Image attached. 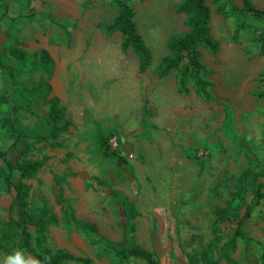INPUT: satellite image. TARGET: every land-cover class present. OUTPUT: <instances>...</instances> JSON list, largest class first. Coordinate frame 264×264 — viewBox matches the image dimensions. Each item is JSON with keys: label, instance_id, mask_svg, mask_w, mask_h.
<instances>
[{"label": "rangeland", "instance_id": "1", "mask_svg": "<svg viewBox=\"0 0 264 264\" xmlns=\"http://www.w3.org/2000/svg\"><path fill=\"white\" fill-rule=\"evenodd\" d=\"M181 1L126 0L151 56L143 73L137 56L121 51V34L105 32L116 16L115 0L3 1L13 19L0 21V57L12 68L13 81L0 69V97L13 89L22 135L6 159L46 158L32 178L21 180L14 173L11 182L26 189L31 213L46 209L58 217V224L45 226L43 247L50 254L70 252L89 264H145L119 260L112 250L135 244L160 264H190L191 256L203 264L201 254L213 251L215 237L221 246L232 235L234 224H219L215 212L232 211V194L244 170L264 167V56L257 42L264 23L224 16L220 1L206 0L219 51L197 48L206 71L200 76L210 83L211 99L205 101L191 80L186 94L178 92L177 71L162 79L156 75L169 54L168 40L187 31L186 16L176 12ZM248 1L264 11V0ZM41 50L53 61L50 76L41 71ZM15 51L23 57H13ZM44 83L51 86L47 98L28 93ZM52 96L72 122L55 138L46 124ZM10 109L0 104V126ZM111 135L133 154L131 161L104 152L103 141ZM59 187L72 215L94 223L96 234L84 235L64 222ZM12 193L0 172V231L17 216L16 208L9 209ZM121 197L136 214L126 223L116 207ZM256 205L242 228L245 239L227 247L220 264H264V198ZM6 256L0 253V264Z\"/></svg>", "mask_w": 264, "mask_h": 264}, {"label": "trees", "instance_id": "2", "mask_svg": "<svg viewBox=\"0 0 264 264\" xmlns=\"http://www.w3.org/2000/svg\"><path fill=\"white\" fill-rule=\"evenodd\" d=\"M0 0V7L3 6L0 21L12 20L8 16L9 3ZM222 3L218 8L224 16L228 17H252L255 20L264 23V11L256 9L248 0H240L241 4H236L233 0H217ZM206 0H182L176 9L177 13L186 16L187 31L181 35L172 36L167 43L169 54L162 58L156 68V75L162 79L168 76L171 72L177 71L179 74L177 80V89L179 93L186 94L188 92L187 83L192 81L194 83L196 92L205 100L209 101L210 94L207 91L210 83L201 78V73L206 72L203 64L200 62V55L197 50L199 46L205 47L211 53L219 51L218 43L213 40L209 29L210 10ZM116 16L111 24L105 27L106 34H111L117 31L121 34L122 41L120 49L122 52L130 49L138 58L139 66L138 72L143 73L150 65L151 56L148 48L137 33L135 23L133 21L134 12L126 4V0H115ZM1 29V27H0ZM236 34L234 35V38ZM260 51L264 56V25L257 37ZM3 51L0 50V53ZM16 52V51H15ZM13 57L22 58L23 54L16 52ZM38 61L41 71L47 75H51V67L53 61L46 50H41L38 55ZM0 69L5 72L12 84L13 75L12 68L3 62L0 57ZM13 88V86H12ZM30 95H37L42 98H47L51 91V86L48 83L39 84L36 87L27 90ZM12 91L8 92L6 96L0 97L1 105H11L7 116L1 120L0 129L3 130L0 135V172L2 173L4 182L7 188H11L13 192L9 209L16 208L17 216L13 218L10 216L9 220L4 223L0 231V253L11 255L16 250H23L27 254L36 257L42 264H62L63 262L76 260L67 252L58 250L54 254H50L47 248L43 247L45 241V226L49 224H58V219L47 212L46 209H39L36 214L31 213L26 202L27 191L21 184H13L11 177L14 173L19 175L21 180L32 178L43 166L46 158L36 161L11 162L6 157L15 151L16 146L22 139L21 131L18 128L19 107L12 99ZM28 112V111H27ZM46 119V124L51 128L50 136L55 138L61 133H67L72 122L65 119L64 109L59 105V99L52 96L49 99V110ZM46 140V139H43ZM106 141H103V149L105 153H109L106 148ZM9 144L8 149H2L1 146ZM264 188V167L259 172H253L252 169L247 168L238 177L235 185V191L232 198L235 201V206L231 212L224 209H217L215 212L217 222L219 224L228 222L234 224L232 235L228 239L219 243L221 239L215 237L216 245L213 244V251L205 250L201 254L203 264H220L225 258V249L235 242L236 238H244L241 232V227L246 220H249L251 212L264 194L261 189ZM57 203L61 208L64 222L72 225L74 229L80 231L84 235L96 234L97 229L94 225L76 220L72 215V210L65 205L64 199L61 195L59 187V195ZM135 214L130 213L129 219ZM220 239V240H219ZM94 242V241H93ZM209 248V247H208ZM114 255L119 260H126L127 258H134L143 261L145 264H160L159 260L155 258L154 254L146 249L132 244L129 247L121 246L120 249L113 248ZM48 258L45 260V258ZM83 264H89V260H78ZM190 264H196L197 259L191 256L188 259Z\"/></svg>", "mask_w": 264, "mask_h": 264}, {"label": "crops", "instance_id": "3", "mask_svg": "<svg viewBox=\"0 0 264 264\" xmlns=\"http://www.w3.org/2000/svg\"><path fill=\"white\" fill-rule=\"evenodd\" d=\"M166 77H168V76H166ZM120 154H129V152H127V151H124L121 147H120ZM109 154H111V153H109ZM111 155H115L119 160H121L122 162L123 161H131V160H126L125 158H123V157H121L120 155H118V154H111ZM61 193H62V191H61ZM10 202H11V200H10ZM10 204V203H9ZM116 207L120 210V213H121V216L124 218V220H125V223L126 222H129V221H131V220H133L134 218H135V211H134V207H133V205H132V203L131 202H129L128 200H127V198L126 197H121L120 199H118V201H117V204H116ZM255 207H257V205H255L254 206V208H253V210H252V212H251V216H250V218H249V220H251V217H252V213H253V211H254V209H255ZM60 210H61V208H60ZM61 212V211H60ZM130 213H134L135 215L131 218V219H129V214ZM61 214H62V212H61ZM54 217H56L57 219H58V217L57 216H54ZM76 220H78V221H83V222H87V223H90L89 221H87L86 219H79V218H77V217H75V216H73ZM62 218H63V215H62ZM249 220H246V221H249ZM59 221V220H58ZM245 221V222H246ZM244 222V223H245ZM244 223H243V225H244ZM90 224H92V225H94L95 227H96V229H97V226L94 224V223H90ZM243 225H242V227H241V232H242V234L244 235V231L242 230V228H243ZM132 231H133V229H132ZM237 239H240V240H244L245 239V236H244V238H236L235 240H237ZM68 254H70L72 257H74V259H76V260H85V259H88V258H80V257H75V256H73L70 252H67ZM134 259V258H133ZM89 261H91L90 259H88ZM80 263H82V262H80ZM90 263V262H89ZM83 264V263H82Z\"/></svg>", "mask_w": 264, "mask_h": 264}, {"label": "clouds", "instance_id": "4", "mask_svg": "<svg viewBox=\"0 0 264 264\" xmlns=\"http://www.w3.org/2000/svg\"><path fill=\"white\" fill-rule=\"evenodd\" d=\"M47 259L46 257L45 260ZM3 264H42V262L23 250H16L4 258Z\"/></svg>", "mask_w": 264, "mask_h": 264}, {"label": "built area", "instance_id": "5", "mask_svg": "<svg viewBox=\"0 0 264 264\" xmlns=\"http://www.w3.org/2000/svg\"><path fill=\"white\" fill-rule=\"evenodd\" d=\"M106 148L109 151V153L111 154H118L121 157L125 158L126 160H132L133 159V154L129 153V154H120V141L119 138L117 137V135H111L107 141H106ZM199 157H206V153L203 151H200L198 153Z\"/></svg>", "mask_w": 264, "mask_h": 264}, {"label": "bare ground", "instance_id": "6", "mask_svg": "<svg viewBox=\"0 0 264 264\" xmlns=\"http://www.w3.org/2000/svg\"><path fill=\"white\" fill-rule=\"evenodd\" d=\"M167 196V195H166Z\"/></svg>", "mask_w": 264, "mask_h": 264}]
</instances>
